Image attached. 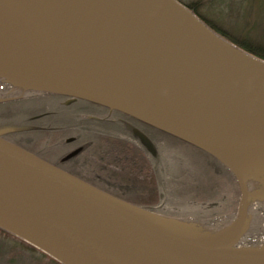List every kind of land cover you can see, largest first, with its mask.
I'll list each match as a JSON object with an SVG mask.
<instances>
[{"label":"water","instance_id":"water-1","mask_svg":"<svg viewBox=\"0 0 264 264\" xmlns=\"http://www.w3.org/2000/svg\"><path fill=\"white\" fill-rule=\"evenodd\" d=\"M0 83L131 117L214 158L234 217L203 222L130 203L4 139L0 230L60 264H264L243 248L264 204V60L177 0H0ZM155 155L148 137L135 129ZM82 149L69 153L63 161Z\"/></svg>","mask_w":264,"mask_h":264},{"label":"trees","instance_id":"trees-1","mask_svg":"<svg viewBox=\"0 0 264 264\" xmlns=\"http://www.w3.org/2000/svg\"><path fill=\"white\" fill-rule=\"evenodd\" d=\"M177 1L192 10L209 27L217 29L198 13L202 3L201 0H194L192 3L189 2L187 4L183 3L181 0ZM232 41L238 44L235 45V43L231 42L233 45L264 60V48L250 45V42L247 40L238 39L236 41L232 39ZM51 98L61 97L51 96ZM36 103L37 100L26 99L24 101L17 100L0 104V126H6L7 124L4 123L6 122L9 124V127L20 131L23 127L19 125L22 123H19L18 120L15 119L26 116L27 119H23L25 122V120H30L31 116H36L37 114L35 112L39 110L37 109L39 105ZM32 105H36L37 108H34ZM125 117L131 119L128 116ZM42 118L45 119V115L39 117V120ZM51 118V122L43 124L47 125L45 129L24 130L12 134V138L9 136L11 142H16L19 146L30 149L31 151L36 150L39 156L44 157L47 153L49 155L51 153L50 157H53L61 154L57 147H55L57 141L63 140L68 134L75 135L78 137V140H82L83 143L88 142L90 146L85 153L81 154L74 161L75 166L73 169H76L77 164H84L86 161L94 171H99L98 174L100 177H103V180L109 181L104 183L100 182V179H98L99 181L97 179L93 181L91 180L92 178H87L92 175L85 174L86 171H80L79 173L72 171L73 173L71 174L116 197L148 208L157 213H161V211L159 208L151 207V200L148 195L157 198H152V200H154L152 202L157 201L160 197V202L164 201L165 204L171 202L172 205H176L179 209L186 206L184 203H181L183 201H196L198 199L202 200L204 198L219 196L217 191L223 190L224 188L226 189V187L223 186V178L219 181L221 185L218 186L216 185L217 182L214 180L209 181V178L205 176L206 170H208V168H206L207 164L209 167L211 165L210 168L212 171L220 174L222 177L226 175L235 183L232 175L219 162L205 152L149 126V128L162 134L164 137L163 142H160L163 146H159L162 158L161 161L159 160L160 162L154 161L142 148L140 143H138V145L141 148L132 147V149H128L124 138L130 137L134 139V135L131 132L111 127L104 128L99 124L93 125L92 122L82 125H73L71 123L59 124L54 119L53 115ZM65 125L70 126L68 128L69 130L61 127ZM54 128L60 130L50 132ZM179 146L182 147V150L184 149L183 152L188 153L183 154ZM196 153L206 160L207 164L203 165L202 161L194 156V158H189L190 155H196ZM112 159L116 160V166L114 168L109 166V162ZM97 160H100V162L98 163ZM102 162H106L107 165H103ZM214 172L213 174H215ZM104 176H106V178H104ZM224 180L226 182L228 178H224ZM147 196L148 198H146ZM187 219L197 220L193 218ZM0 232L8 237H13L2 230H0ZM21 242L32 247L35 251L37 250L31 245L23 241ZM41 254L45 256V254ZM51 261L53 264H59L53 259Z\"/></svg>","mask_w":264,"mask_h":264},{"label":"rangeland","instance_id":"rangeland-1","mask_svg":"<svg viewBox=\"0 0 264 264\" xmlns=\"http://www.w3.org/2000/svg\"><path fill=\"white\" fill-rule=\"evenodd\" d=\"M181 1L187 4L189 2L192 3L194 0ZM201 1L202 3L198 13L217 28H213V30L218 36L230 43H235V45L238 44L235 41H232V39L236 41L238 39L247 40L250 42V45L264 48V0ZM223 33H225L226 36ZM21 95L22 93L20 91L14 90L10 87H4L2 84H0V97H17ZM37 99L38 100L36 104L39 105L38 108L36 105L32 106L39 109L36 111L38 113H42L44 111H55L60 108L59 100L61 99L51 97ZM20 119H27V117L22 116L16 118L15 120H19L18 122L21 123ZM45 121L46 119H43L37 124L44 123ZM4 123L8 124L6 122ZM159 145L163 146L162 143H159ZM179 147L182 150V147ZM186 153L183 152V154ZM193 156L200 159L203 165L207 164L206 160H204L199 154L196 153V155H190L189 158H194ZM210 167L207 164L206 168H208V170H206L205 176L209 178V181L214 180L217 182V186L221 185L219 181H221L223 178V186L226 187V189L224 188L223 190L217 191L219 196L204 198L202 200L198 199L196 201H183L181 203H184L186 206L179 209L176 205H172L171 202L166 204L164 201L160 202V197L157 201L152 202L154 201L152 198H157L146 194L150 196L149 199L151 200V207L159 208L161 214L167 216L185 219L193 218L203 222H216L211 225L224 223L228 219L234 217L237 212L240 198V192L237 183L235 181V184L234 181H231V179L226 175H223L222 177L220 174L215 173ZM213 172L215 174H213ZM98 173L99 171H95V175L87 178H92L91 180L93 181L100 179V182L102 183L109 181L103 180V177H100ZM104 178H106V176H104ZM224 178H228V181L225 182ZM148 196L146 198H148ZM251 211L255 212L254 210ZM253 212H251L252 217L254 215ZM252 222V226H254V228L253 230L251 229L250 234L255 233L259 236L264 229V219L259 220V227L257 226L255 217L252 218ZM41 253L42 252L39 250L35 251L32 247H29L14 237H8L0 232V264H53L51 258H49L47 255L44 256Z\"/></svg>","mask_w":264,"mask_h":264},{"label":"flooded vegetation","instance_id":"flooded-vegetation-1","mask_svg":"<svg viewBox=\"0 0 264 264\" xmlns=\"http://www.w3.org/2000/svg\"><path fill=\"white\" fill-rule=\"evenodd\" d=\"M38 98H48V96H42V97H38ZM56 99H61L60 101V108L58 110L55 111H44L42 113H38L35 112L37 115L34 117H30V120H24L20 119L21 121V125H19L20 127H23L20 131H18L17 129H14L15 131L9 134H6L4 136L5 139L10 140V138H12V134L21 132V131H26V130H35V129H45L47 127V125H43L44 123L47 122H51V116H54V119L57 121V123L59 124H68L71 123L73 125H78V124H84V123H89L92 122L93 125H101L104 128H116V129H123L126 130L127 132H131L134 135V130L137 129L140 132H142L143 134H145L148 139L151 141V143L154 145L155 147V155H152L147 148L142 144L141 140L135 136L134 139H131L130 137H125L124 140L126 141L125 143L127 144L128 149H132L133 148H141L139 147L138 143H140V145L142 146V148L148 153V155H150V157L154 160V161H161V153H160V149H159V143L163 142L164 137L162 136V134L154 131L153 129L149 128L147 125L140 123L139 121L131 118H126L124 116V114L118 113V112H114V111H110L106 108L88 103V102H84V101H73L67 98H56ZM30 100H38L37 98L34 99H30ZM40 114V115H38ZM50 114V115H49ZM52 114V115H51ZM45 115V119L46 121L44 123L41 124H37L39 121V117ZM19 121V120H18ZM6 126L9 127V124H7ZM6 126H0V129L6 127ZM64 127V129L69 130L68 128L70 127L69 125H65V126H61ZM77 129V128H75ZM60 130L58 128H54L52 129L50 132H54ZM69 132V131H68ZM9 136H11L9 138ZM17 138V137H16ZM13 142V141H12ZM15 144H17L16 142H13ZM18 145V144H17ZM57 147V149L59 150V152L61 153L60 155L57 156H53L50 157V155L47 153V155H44V157L39 156L36 153V150L31 151L30 149H27L25 147H23L24 149L30 151L31 153L42 157L44 160L50 162L51 164L69 172V173H73L72 171L79 173L80 171H86L85 174H90V175H95V171L94 169L91 168V166H89L88 162L85 161L84 164L80 163L77 164L76 169H73V167L75 166L74 161L83 153H85L90 144L88 142H84L82 140H78V137L75 135H71L68 134V136H66L63 140L57 141V143L55 144ZM22 147V146H21ZM77 149H82L81 152L76 155L75 157L69 159L68 161H63V159L71 152L77 150ZM144 153V152H143ZM159 161V162H160ZM97 162L99 163L100 160H97ZM116 160L112 159L109 162V166L114 168L116 166ZM103 165H107L106 162H102ZM93 171V172H91ZM99 175V174H98Z\"/></svg>","mask_w":264,"mask_h":264},{"label":"bare ground","instance_id":"bare-ground-1","mask_svg":"<svg viewBox=\"0 0 264 264\" xmlns=\"http://www.w3.org/2000/svg\"><path fill=\"white\" fill-rule=\"evenodd\" d=\"M40 99H43V98H40ZM251 210L255 211V212L250 211V213L253 212V214H254L253 217H255L256 222H257V226L259 227V225H258L259 220L264 219V204H261L259 202L254 203V204H252ZM251 215H252V213H251ZM252 228H254V226H252ZM263 233H264V229L262 230V232L259 236L256 235L255 233L250 234V235H246L245 237H243L241 247L249 248V247H255V246H259V245L263 244L264 243V234Z\"/></svg>","mask_w":264,"mask_h":264}]
</instances>
